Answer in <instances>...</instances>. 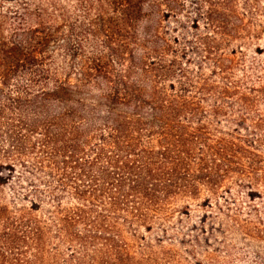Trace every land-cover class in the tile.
I'll list each match as a JSON object with an SVG mask.
<instances>
[{
	"label": "trees",
	"instance_id": "obj_1",
	"mask_svg": "<svg viewBox=\"0 0 264 264\" xmlns=\"http://www.w3.org/2000/svg\"><path fill=\"white\" fill-rule=\"evenodd\" d=\"M236 1L0 0V264H133L155 213L206 209L229 181L257 211L264 85L198 34L232 36Z\"/></svg>",
	"mask_w": 264,
	"mask_h": 264
},
{
	"label": "rangeland",
	"instance_id": "obj_2",
	"mask_svg": "<svg viewBox=\"0 0 264 264\" xmlns=\"http://www.w3.org/2000/svg\"><path fill=\"white\" fill-rule=\"evenodd\" d=\"M183 2L191 4V0ZM235 5L237 13L233 14L238 16L239 26L233 28L232 36H217L212 27L219 24L207 19L200 20L198 34L210 35L215 40L219 45L218 55L240 62L232 72L233 79L245 81L248 74L250 83L260 87L264 85V13H247L243 0H237ZM183 14L189 16L181 20L187 19L190 26L194 13ZM158 18L156 13H150L153 23ZM162 25L169 38L176 34L173 30L176 23L163 21ZM180 45L189 47L186 43ZM191 58L189 70L221 84L222 79L211 72L212 64L205 63L198 55ZM260 107L264 108V103ZM241 133L255 137L248 130ZM259 151L264 156V146ZM258 188L261 199L256 200L257 211L250 206L244 189L229 181L224 193L214 198L206 209L192 206L189 216L178 212L164 214V209L155 213L151 231L141 227L140 237L131 242L135 251L133 264H264V183ZM1 189L6 198L11 195L8 187Z\"/></svg>",
	"mask_w": 264,
	"mask_h": 264
}]
</instances>
